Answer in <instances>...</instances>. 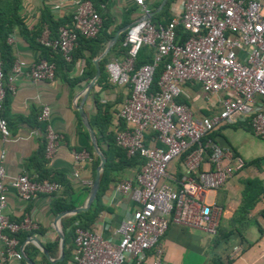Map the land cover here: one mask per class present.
Here are the masks:
<instances>
[{
  "label": "built area",
  "instance_id": "obj_1",
  "mask_svg": "<svg viewBox=\"0 0 264 264\" xmlns=\"http://www.w3.org/2000/svg\"><path fill=\"white\" fill-rule=\"evenodd\" d=\"M132 1L142 7L143 15L124 31L121 46L125 51L108 61L105 70L111 84L128 90L117 111L123 126L115 131L114 142L127 156L144 160L133 179L115 185L116 192L130 195L135 207L115 228L116 242L93 228L76 226L69 264H168L162 245L168 228L177 225L215 234L222 210L215 200L207 202V195L245 166L240 155L202 138L222 125L247 122L252 133L264 140V0H182L179 13L164 24L151 20L145 0ZM101 25L102 17L92 2L79 0L69 22L53 36L45 30L38 41L70 62L79 36L94 38ZM178 27L187 33L181 42ZM144 45L153 49L152 61L136 67V56ZM160 62H164L162 71L152 87ZM55 67L45 58L15 59L5 72L0 50V104L15 91L20 75L52 80ZM186 83L200 85L208 99L217 97L214 106L220 109L197 114L189 104L178 102ZM49 114V106L43 104L36 116L43 128L32 131L43 139L48 158L60 138L49 125ZM9 136L7 120L0 116V140L7 141ZM182 155L181 167L169 170V164ZM4 158L5 150L0 148V264L22 260L17 235L37 228L27 213L13 219L3 211ZM73 159L72 175L79 178L82 166L93 158L82 149L74 151ZM9 184L26 201L63 189L57 180L26 173L16 175ZM239 250L234 247V254Z\"/></svg>",
  "mask_w": 264,
  "mask_h": 264
},
{
  "label": "crops",
  "instance_id": "obj_2",
  "mask_svg": "<svg viewBox=\"0 0 264 264\" xmlns=\"http://www.w3.org/2000/svg\"><path fill=\"white\" fill-rule=\"evenodd\" d=\"M12 1L0 0V15L10 14ZM78 1L20 0L17 5V15L23 26L13 24L6 37V42L11 47L13 61L22 59L26 62H34L44 58L45 49L40 45L38 38L45 30L50 36L54 35L53 28L46 20L65 21L70 18ZM162 1L145 0V4L155 14L162 7ZM181 6L182 0L172 1L168 10L169 14L175 16L181 10ZM99 10L102 21L104 19L108 21L106 33H111V36L104 41L103 46L94 55L91 54V50L78 42L73 51V60L62 63L58 58L56 62L53 61L56 67L52 80L35 81L20 75L16 80L15 91L8 94L0 104V116L7 120L10 132L7 141L0 140V148L5 150L3 163L6 173V204L3 211L13 219L27 213L37 224V228L26 232L27 236L21 242L23 252L31 262L24 258L10 259L8 264H56L59 262V260L54 261L60 256V239L57 230L62 231V218L73 214H66L55 221L57 213L52 208L53 200L61 198L71 203L73 208L84 205L98 165L95 164L98 155L93 147L90 130L94 132L97 146L102 152L108 146L98 128V117H105L104 121L107 124L105 133L107 134L111 133L114 136L115 131L122 127L117 111L126 98L128 90L123 86L111 84L107 79L99 80L100 73L88 94H86V88L96 73L94 60L103 52L109 39L127 24L121 25L124 19L128 17V23L133 22L140 18L143 12L142 7L132 0H102ZM118 37L105 54L106 62L122 56L118 53L117 45L115 46ZM102 58L98 60V65ZM184 96L197 114L216 113L220 109V106H214L217 97L206 98L205 92L198 84L189 83L184 86ZM43 104H47L50 108L49 125L60 135L56 150L50 158L46 157L43 151V139L32 134L36 124L39 123L36 116ZM79 107L85 117L81 116ZM40 125L43 126L42 123ZM226 128L232 127L228 125L221 127V133L229 143L221 146L230 151L234 149L236 154L246 162L235 143L224 133ZM88 146H91V151L86 149ZM82 149L87 150L93 159L82 166L79 178H74L72 174L76 166L73 153ZM171 165L173 168L181 167L179 161L172 162ZM136 172L137 168L131 166L113 173L114 181L110 182L102 196L103 208L91 225V228L113 242L118 240L115 228L122 219L131 216L135 207L130 195L116 192L115 185L121 180L133 179ZM21 173L30 176L46 173L53 180L62 178L66 185L56 194H39L26 201L21 199L9 184L13 177ZM248 177H257L264 186V159L260 161L258 167L245 163V166L235 172L220 189L210 191L214 192L213 200L221 207L219 224L222 226H227L228 219L236 210L241 199L242 180ZM245 221L247 225L243 229V237L233 233L226 242H222L214 249L210 248L211 235L199 230L171 225L162 238L164 255L168 264H207L212 252L217 253L224 263L229 260L227 264H264V192L249 211ZM38 242L45 249L46 244L51 246L50 251L46 249L48 257L42 252ZM55 242L57 244L53 245ZM236 246L240 250L234 254L233 248ZM72 248L71 239L64 242L63 252L65 250L66 254L64 253L62 260L65 256L66 260L63 264H69Z\"/></svg>",
  "mask_w": 264,
  "mask_h": 264
},
{
  "label": "trees",
  "instance_id": "obj_3",
  "mask_svg": "<svg viewBox=\"0 0 264 264\" xmlns=\"http://www.w3.org/2000/svg\"><path fill=\"white\" fill-rule=\"evenodd\" d=\"M19 1L20 0L12 1L10 14L5 16L0 15V50H1V60L4 61L2 62V66L5 72L9 70L13 62V57L11 55V47L6 42L7 34L10 31L13 24H18L20 26H23L22 22L20 21L17 15V5ZM90 1L100 13L99 5L102 0H90ZM172 1L174 0H166L165 3L160 8V10L151 16V20L154 23L164 24L167 21H169V19L172 16L171 14H169L168 10L170 3ZM69 20L70 18L66 19L65 21L61 20L57 22L56 21L53 22L51 19H47L46 21L48 22L49 26L53 28L55 35L58 27L60 25L69 22ZM128 21L129 18L126 17L121 25L128 23ZM107 27H108V21L104 19L102 21V25L99 30V33L97 34L96 37L85 38L83 36H79L78 42L84 45L89 50H91V54L94 55L103 46L104 41L111 36V33H106ZM101 32H102V36H101ZM177 34H178L177 40L180 42L185 40V38L187 37V33L183 32L180 27H178L177 29ZM123 36H124V32H121L115 44V46L117 45L119 54H123L125 51V49L121 46V41L123 39ZM44 49L45 51L43 57L45 59L56 62L57 59L59 58L62 63H66L57 51H54L47 47H44ZM152 53H153V49L151 47L147 45L142 46L136 56L135 66L138 67L141 64L150 63L152 61ZM73 57L74 54H72V58ZM106 61H107V55H105L100 60L99 63L100 65L99 80L107 79V73L105 70V64L107 63ZM163 64L164 62H160L155 69L152 87H155L156 85L157 79L159 78L160 73L162 71ZM187 84L189 83H186V85ZM198 86L200 87V85ZM176 100L178 102H184L189 104L187 98L184 95L179 96ZM104 118H105L104 116L98 117V126H99L98 128L102 132L104 138L106 139L108 147L107 149L102 151L104 156L106 157V163L100 175V183L96 196L91 204V207L87 211L79 212L71 216H64L62 218L61 224H62V231L64 234V242L66 243L68 240L71 239L72 246H73L75 227L80 226L82 228H91V225L93 224L99 211L103 208L102 196L106 191V189L108 188V186L110 185V182L114 181L113 173L121 170L124 167H131V166H135L138 170L140 165L144 162L143 158L139 157L138 155L127 156L122 148L116 146L114 142L113 134L105 133L107 129V124L104 121ZM226 125L232 128L242 127L243 129L248 130L252 133L251 127L247 122H236ZM226 125H222V126H226ZM122 126H123V122H122ZM222 126L218 127L216 130L204 136L202 138V142H204L207 138H210L212 141L218 143L219 145H222L224 143L228 144L229 142L227 141L226 137L221 133ZM36 127L43 128V126H41L40 123H37ZM86 149L91 151V146L86 147ZM43 151H44V143H43ZM232 152L234 154L237 153L234 149H232ZM183 158L184 155L180 157L179 162H181ZM262 159H264V157L255 158L250 161H246L245 163L246 165H255L258 167ZM98 161L99 159L97 157L95 163L96 165L98 164ZM38 178L53 180V178L49 177L46 173L38 174ZM56 180L64 184L63 186L66 185L65 181L62 178L60 179L56 178ZM242 183H243V189L241 191V199L239 201L236 210L228 219L227 226L224 227L221 224H219L216 233L211 235L212 240H211L210 248L212 249H214L217 245L221 244L222 242H226L233 233H237L240 237H243V229L247 225V221H245V219L247 218L249 211L254 207L255 203L258 201L260 195L264 192V186L262 185L261 180H259L257 177L244 178L242 180ZM52 208L55 213H59L61 211L72 209L73 205L69 202L64 201L61 198H55L53 200ZM17 236L20 242H22L26 238L27 233L20 232ZM56 244L57 242L53 243V245ZM45 247L48 251H50L51 246L49 244H46ZM64 253L66 254L65 250ZM65 260H66V256L64 257L63 260L57 262L56 264H63ZM227 262H229V260ZM227 262L225 263L222 262L220 256L217 253L212 252L207 264H227Z\"/></svg>",
  "mask_w": 264,
  "mask_h": 264
},
{
  "label": "water",
  "instance_id": "obj_4",
  "mask_svg": "<svg viewBox=\"0 0 264 264\" xmlns=\"http://www.w3.org/2000/svg\"><path fill=\"white\" fill-rule=\"evenodd\" d=\"M165 2V0L162 1L161 3V6L163 5V3ZM153 14V13H152ZM132 24V22H129L127 24H125L124 26H122L115 34L114 36H112L109 41L107 42L103 52L94 60V64H95V67H96V73L94 75V77L89 81V83L87 84V88H86V94H88V91L89 89L92 87L94 81L96 80V78L99 76V73H100V68H99V65H98V60L100 58H102L107 52L108 50L110 49V47L112 46V44L116 41L118 35L121 33V32H124L130 25ZM80 113L82 114L81 116L85 117V114L84 112L81 110V108L79 107L78 108ZM86 122V121H85ZM87 124V122H86ZM90 136H91V139H92V142H93V147L99 157V163L96 167V171H95V176H94V179H93V183L89 189V193H88V196H87V199L84 203V205L82 206H79V207H74L70 210H65V211H61L59 213H57L56 217H55V221L59 220L62 216L66 215V214H77L81 211H86L89 209L92 201L94 200L95 196H96V193H97V190H98V187H99V183H100V175L104 169V166H105V163H106V157L103 155V153L101 152V150L99 149V147L97 146V143H96V138H95V135H94V132L92 130H90ZM58 231V236H59V245H60V256L55 259L54 261H60L62 260L63 258V255H64V252H63V249H64V234L61 230H57ZM38 245L39 247L41 248L42 252L48 257V252L47 250L43 247V245L38 242ZM23 258L25 260H28L31 262L30 259L27 258V256L25 255V253L23 252Z\"/></svg>",
  "mask_w": 264,
  "mask_h": 264
},
{
  "label": "rangeland",
  "instance_id": "obj_5",
  "mask_svg": "<svg viewBox=\"0 0 264 264\" xmlns=\"http://www.w3.org/2000/svg\"><path fill=\"white\" fill-rule=\"evenodd\" d=\"M224 133L232 140L233 143H235L236 148L247 161L264 155V140L256 137L248 130L243 129L242 127H237L235 129L226 128ZM171 164L168 166L169 170H173V166ZM213 195L214 192H209L207 195V202L213 201Z\"/></svg>",
  "mask_w": 264,
  "mask_h": 264
}]
</instances>
